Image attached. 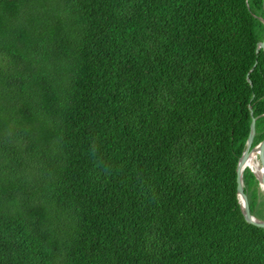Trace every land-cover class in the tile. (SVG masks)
Returning a JSON list of instances; mask_svg holds the SVG:
<instances>
[{
	"label": "trees",
	"instance_id": "obj_1",
	"mask_svg": "<svg viewBox=\"0 0 264 264\" xmlns=\"http://www.w3.org/2000/svg\"><path fill=\"white\" fill-rule=\"evenodd\" d=\"M263 17L264 0H0V264H264L235 182L252 117L264 139Z\"/></svg>",
	"mask_w": 264,
	"mask_h": 264
},
{
	"label": "water",
	"instance_id": "obj_2",
	"mask_svg": "<svg viewBox=\"0 0 264 264\" xmlns=\"http://www.w3.org/2000/svg\"><path fill=\"white\" fill-rule=\"evenodd\" d=\"M260 22L263 27V34H262V41L258 43L257 45L256 54L258 52L264 53V17L260 19ZM254 65L252 66V69L250 70V72L253 71ZM246 80L250 84L249 76H247ZM248 108L252 116V110L250 106H248ZM255 121H256V118L252 117L251 122H250L249 135L245 143V149L236 164V169H235L236 195L238 198L241 214L243 216L244 221L249 225H252L254 227L264 230V218L262 220H259L255 218L254 216H252L250 213L249 204H248L247 197L244 193L243 181H242V173L244 171V167L248 165V161L250 160V158L252 156H255L258 161L260 175H256L255 172L252 171L249 167H246V168H248V170L254 175L255 179L258 181L259 190L262 192L264 196V139L259 144L252 147L253 139L255 136Z\"/></svg>",
	"mask_w": 264,
	"mask_h": 264
},
{
	"label": "bare ground",
	"instance_id": "obj_3",
	"mask_svg": "<svg viewBox=\"0 0 264 264\" xmlns=\"http://www.w3.org/2000/svg\"><path fill=\"white\" fill-rule=\"evenodd\" d=\"M246 167H249L252 171L255 172L256 175H260V170H259V165H258V161L256 159L255 156H252L250 158V160L248 161V165L244 167V169Z\"/></svg>",
	"mask_w": 264,
	"mask_h": 264
}]
</instances>
